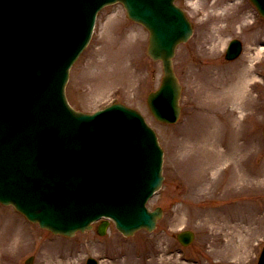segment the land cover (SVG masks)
<instances>
[{"label": "rangeland", "instance_id": "1", "mask_svg": "<svg viewBox=\"0 0 264 264\" xmlns=\"http://www.w3.org/2000/svg\"><path fill=\"white\" fill-rule=\"evenodd\" d=\"M178 5L196 25L191 42L180 45L175 55L183 84L182 119L198 112L202 103L209 99H230L226 96L232 93L242 97V92L236 90L242 82L244 85L255 83L253 93L245 87L243 94L250 102L255 101L254 109L259 103L257 113L261 120L264 116V21L258 20L256 27L245 31L240 37L244 41L243 54L236 62L227 63L220 54L223 43L228 37H235L234 30H239V24L251 20V13L256 16L253 8L245 2L243 9L249 10V14L244 21L234 23L233 29L232 21L227 25L220 23L213 30L212 25L204 22L212 10L206 0H180ZM124 17L120 5L102 10L87 49L69 71V103L81 111H92L114 95L118 102L147 114L145 98L158 85L161 66L147 58L146 30ZM212 54H218L219 75L209 79L211 70L205 75L202 69L217 66L210 57ZM149 118L146 115L156 128L165 152V183L149 205L150 209L158 205L164 211L155 231H139L134 237L125 239L111 229L105 238L107 242L100 244L91 233L61 238L28 223L12 208L0 205V264H24L29 256L34 257L32 264H84L86 257L91 255L102 264H185L178 256L181 248L175 238L183 229H191L196 234L193 244L184 250L188 260L195 264H255L264 243V125L256 123L258 134L249 160L253 175L246 176L241 160L247 147H242L240 153L243 155H239L238 160H231L238 150L228 153L223 147H219L220 151L225 150L221 160L213 157L216 152L205 159V153L194 150L206 148L200 140L192 143L193 139L183 138L176 147L175 141L181 139L182 134L178 133L182 124L168 130ZM233 119L238 121V118ZM242 125L240 122L238 127ZM207 149L216 148L209 146ZM193 156L197 167L188 174L189 168L181 164L180 158ZM228 161L233 165L224 171L222 166ZM208 166L210 170L206 174L204 167ZM211 174L214 176L208 177ZM211 186L215 187L210 189Z\"/></svg>", "mask_w": 264, "mask_h": 264}, {"label": "water", "instance_id": "2", "mask_svg": "<svg viewBox=\"0 0 264 264\" xmlns=\"http://www.w3.org/2000/svg\"><path fill=\"white\" fill-rule=\"evenodd\" d=\"M117 1L149 30L147 53L167 71L147 98L150 109L157 113V101L173 108L170 60L186 38L173 0H0V202L53 233L84 229L103 207L131 234L130 220L137 225L158 175L155 137L135 111L114 105L89 116L64 99L66 71L88 42L96 12ZM252 1L264 13V0ZM119 172L127 186L115 195Z\"/></svg>", "mask_w": 264, "mask_h": 264}]
</instances>
